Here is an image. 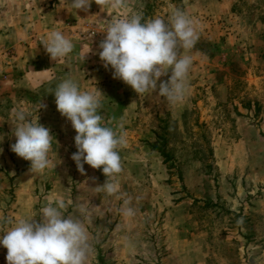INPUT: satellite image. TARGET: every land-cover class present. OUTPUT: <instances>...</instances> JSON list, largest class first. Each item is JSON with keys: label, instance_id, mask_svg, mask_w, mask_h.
Wrapping results in <instances>:
<instances>
[{"label": "rangeland", "instance_id": "374dc122", "mask_svg": "<svg viewBox=\"0 0 264 264\" xmlns=\"http://www.w3.org/2000/svg\"><path fill=\"white\" fill-rule=\"evenodd\" d=\"M5 1L12 0H0V9ZM13 2L47 13V25L39 33L29 30L16 46L0 42L13 49L12 56H0L3 75L16 63L18 47L43 43L46 32L61 31L97 53L108 23L136 12L167 21L181 9L198 40L183 53L193 63L185 100L175 105L156 93L138 95L99 59L100 114L115 118L126 133L116 180L131 197L133 217L121 214L122 199L96 191L106 180L102 168L77 170L75 135L51 133L58 143L53 139L51 163L42 173L26 171L30 161L0 148V223L38 216L63 198L71 201L66 215L83 219L90 233L94 251L87 264H254L253 257L264 264V0H128L119 9L93 0L87 12L68 0ZM9 107L7 115L19 108ZM37 107L26 110L39 115ZM0 145L11 140L4 135ZM12 163L22 170H4ZM6 255L0 245V264H7Z\"/></svg>", "mask_w": 264, "mask_h": 264}, {"label": "clouds", "instance_id": "9594fccd", "mask_svg": "<svg viewBox=\"0 0 264 264\" xmlns=\"http://www.w3.org/2000/svg\"><path fill=\"white\" fill-rule=\"evenodd\" d=\"M68 2L76 11L87 12L93 0ZM95 3L100 8L119 9L126 7L128 0H95ZM103 33L106 35L98 45V52L93 54H98L106 70L111 69L113 79L123 81L138 95L156 93L172 105L185 100L193 61L190 55L183 53L195 46L198 33L184 11L176 9L167 21L158 16L145 18L142 12H136L111 20ZM43 47L55 62L75 50L74 42L58 30L48 34ZM87 54L80 59L85 62ZM164 76L168 79L161 80ZM49 93L54 94L57 111L76 133L77 151L71 159L77 170L83 175L85 164L93 169L102 168L106 180L95 187L96 191L122 199L121 214L133 217L135 209L131 206V197L120 191L116 180L123 171L120 150L127 145L126 133L115 118L105 120L100 114L105 94L97 87L94 91H82L70 76L50 88ZM46 107L39 101L38 113ZM13 112L12 135L16 142L11 145V151L30 161L31 173H42L51 163L49 153L55 137L50 128L39 122V115L32 117L22 107ZM70 203L57 198L43 206L38 216L9 218L0 223V245L7 249V264H87L94 251L90 233L83 219L66 215ZM78 210L86 217V202H81Z\"/></svg>", "mask_w": 264, "mask_h": 264}, {"label": "crops", "instance_id": "0c3cea01", "mask_svg": "<svg viewBox=\"0 0 264 264\" xmlns=\"http://www.w3.org/2000/svg\"><path fill=\"white\" fill-rule=\"evenodd\" d=\"M5 2L0 9V42H7L16 46L21 40L27 38L29 30H36L37 33L45 30L47 13L38 8H25L26 5L17 4L18 2H13V0ZM50 32L44 33V41ZM70 39L75 44V50L68 57L57 62L50 59L43 43H29L26 47H18L16 63L12 67H6L7 73L5 75L1 74L0 69V139L5 135L7 139L11 140V145L16 142L15 136L12 135L15 117L6 114L10 111L11 107L9 106L29 109L31 106H37L39 101L47 105L46 109L39 111V122L42 125L50 128L51 133L58 134V138L64 137L65 134L76 135L70 122L57 111L54 94H48V90L69 76L74 77L73 79L76 81L79 77L81 78L78 82L82 91H94L95 87L100 90V86L95 82L99 78L100 65L99 56L93 54L95 53L94 48L89 47L88 50V46L86 48L80 40ZM91 49L92 51L89 52ZM85 54L87 55L84 62L80 56ZM85 73L89 75L87 78ZM35 113L38 114V112ZM31 116L36 117L38 115ZM61 130L64 132H60ZM11 145H0V148L7 147L10 151ZM22 167L12 163L4 170L11 172L17 168L22 170ZM29 169L30 167L26 171ZM112 218L115 219L114 213ZM262 250L264 252V248ZM252 259L253 263L256 264L255 260L258 258L253 257ZM108 264L124 263L111 261Z\"/></svg>", "mask_w": 264, "mask_h": 264}, {"label": "built area", "instance_id": "2783aa9c", "mask_svg": "<svg viewBox=\"0 0 264 264\" xmlns=\"http://www.w3.org/2000/svg\"><path fill=\"white\" fill-rule=\"evenodd\" d=\"M13 54V49L12 47H9V46H2L0 48V56L1 55H4V56H12ZM0 61H1V58H0Z\"/></svg>", "mask_w": 264, "mask_h": 264}, {"label": "trees", "instance_id": "16d2710c", "mask_svg": "<svg viewBox=\"0 0 264 264\" xmlns=\"http://www.w3.org/2000/svg\"><path fill=\"white\" fill-rule=\"evenodd\" d=\"M152 147L154 149H157L160 152V154L164 157L165 160L168 158L167 152L165 151L164 148H162V147H160L158 145H152Z\"/></svg>", "mask_w": 264, "mask_h": 264}]
</instances>
